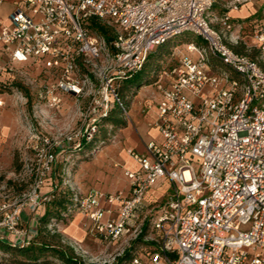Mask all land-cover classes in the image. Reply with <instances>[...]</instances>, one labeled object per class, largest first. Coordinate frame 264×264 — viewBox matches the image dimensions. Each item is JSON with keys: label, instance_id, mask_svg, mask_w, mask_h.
<instances>
[{"label": "built area", "instance_id": "built-area-1", "mask_svg": "<svg viewBox=\"0 0 264 264\" xmlns=\"http://www.w3.org/2000/svg\"><path fill=\"white\" fill-rule=\"evenodd\" d=\"M14 1L0 20V86L14 79L16 65H29L42 77L35 96L49 107L87 93L89 129L75 148L113 102L128 114L117 94L120 80L156 46L193 35L185 53L161 70L154 83L158 98L142 108L155 103L148 125L157 137L144 152L127 149L137 164L123 170L128 192L73 190L74 215L85 218L87 234L118 241L140 219L146 193L167 180V200L142 216L150 218L146 240L156 248H139L126 263L264 264V9L241 24L232 22V12L254 0ZM90 18L110 28L109 40L92 32ZM246 38L248 49H258L255 58L231 47ZM62 141L33 135L30 184L13 203H0V239L24 245L36 235L19 227L21 215L27 210L37 223L39 209L54 197Z\"/></svg>", "mask_w": 264, "mask_h": 264}, {"label": "rangeland", "instance_id": "rangeland-1", "mask_svg": "<svg viewBox=\"0 0 264 264\" xmlns=\"http://www.w3.org/2000/svg\"><path fill=\"white\" fill-rule=\"evenodd\" d=\"M252 6L253 9L257 7L255 2ZM6 8L7 6L0 5V15ZM192 38V33L186 32L175 38L170 46L176 48L175 52L180 51L185 48V43ZM162 56H157L156 59L151 61L153 64L158 61L157 59L161 60L163 62L159 63V69L161 70L173 62L169 52H164ZM150 70L151 67L147 71L150 76L149 84L145 83L141 89L134 92L131 96V106H129L130 109L128 107V114L126 117L123 115L126 126L130 124L131 128L137 125L138 120L143 119L142 115L145 112L142 111V108L147 100H153L152 93H154L155 88ZM41 80L42 77L37 67L16 65L14 79L6 87L0 86V94L4 98V105L0 108V203H13L29 187L31 180L29 164L33 158L30 146L34 134H44L53 140H63V151L58 154V161L54 168V175H52L57 184L62 183V187L77 191L78 186L82 184L90 186L91 182L98 184L105 181L107 176H109L107 180L110 179L109 189L123 186L125 180L121 170L124 166L134 167L135 163L126 156L118 158L126 150V146L122 144L118 135L121 128L116 127L114 130H110L107 141L99 144L91 153L75 151L77 148H75V145L80 135L89 129L88 120L84 118L88 95L85 93L79 98L64 96L58 108L49 107L35 96ZM140 97L143 99L141 102L139 101ZM139 108H141L140 111ZM146 128L147 125L142 128L139 127L140 140L145 141L147 138ZM76 134L78 136H75ZM67 137H71V139L67 140ZM113 154L118 157L110 160L106 164L108 166H102L101 163L104 158L107 159ZM81 164L84 165V168H82L80 174L78 171ZM87 174L91 177H87ZM171 187V183L166 180L165 183L159 186L158 184L153 186L152 190L146 193L145 201H143L142 208L139 211L141 216L138 227L135 231H132V234L116 243H107L95 240L93 237L90 238L85 234L84 228L80 230L81 236L75 234L69 236L66 229L77 215L64 222L48 223L45 228L37 220L39 231L34 240L39 242L46 239L57 243L69 255L79 256L84 264H112L140 232L141 223L145 220L142 213L163 204L169 197ZM48 204L49 202H46L38 213L41 214ZM2 216L3 213L0 211V219ZM78 225L81 228V225ZM19 227L24 228L21 222ZM141 253L140 250L139 254ZM49 259L52 260V258ZM54 261L56 264H63L59 260Z\"/></svg>", "mask_w": 264, "mask_h": 264}, {"label": "trees", "instance_id": "trees-1", "mask_svg": "<svg viewBox=\"0 0 264 264\" xmlns=\"http://www.w3.org/2000/svg\"><path fill=\"white\" fill-rule=\"evenodd\" d=\"M262 8L259 7L255 13L250 14V16L246 18L245 22H249L254 17L259 16L262 12ZM232 22L237 23V20L232 18ZM88 26L92 32L102 34L108 40L111 38L112 34L110 28L97 19L90 18L88 20ZM247 40L249 39H240L238 44L231 45V47L238 53H245L250 57L255 58L258 54V49L255 47H250V49H248ZM171 42L172 41L156 46L147 55L138 70L131 72L128 76L119 81L117 94L121 97L127 107L130 106L132 99L131 96L134 92L141 89L145 83L149 84L148 82L150 80V76L147 72L149 67H151L150 71L153 76L152 83L154 84L157 81L161 72V69H159V63L163 62L157 59L158 61L152 64L151 61L156 59L157 56L161 57L164 52H169V55H171ZM162 57L165 58L164 56ZM11 81H8V83ZM8 83L5 84V87ZM124 126H126V122L123 119V114L119 105L115 101L108 113L99 118L96 123L95 130L91 133V137L88 139L86 136H83L80 139L79 145L75 151L91 153L98 147L99 144L107 141V135L110 133V130H114L116 127L122 128ZM61 184V182L58 184L56 182L54 197L49 201V204L46 206L44 211L38 216V223H41L44 228L48 225V223L64 222L74 216V192L69 188L62 187ZM149 225L150 218L147 217L141 224L140 232L132 239L131 244L123 250L122 254L117 256L115 262L112 264H125L139 248H145L148 251H152L156 248L155 241L146 240V238L152 234L151 225L150 230L148 231ZM49 258H52V260ZM54 260H59L63 262V264H84L83 260H81L79 256L69 255L59 244L50 240L44 239L39 242L31 240L28 244L23 245L11 242L4 238L0 239V264H56Z\"/></svg>", "mask_w": 264, "mask_h": 264}, {"label": "crops", "instance_id": "crops-1", "mask_svg": "<svg viewBox=\"0 0 264 264\" xmlns=\"http://www.w3.org/2000/svg\"><path fill=\"white\" fill-rule=\"evenodd\" d=\"M254 2L256 3L257 7L253 9L252 8L253 7L252 4ZM14 4H15V1L14 0H5L2 4H0V5L7 6V8L1 13L0 20H4L5 18H7L8 14L13 10ZM259 7H261V8L263 7L262 10L264 9V0H254L253 2H249V3L245 4L239 11L232 12V17L237 20V23H241V24L242 23H245L246 18H248V16H250V14L255 13ZM177 53L178 54L176 56H173V57L171 56V58L173 59V62L171 64H173L176 61L178 55L185 53V50L184 49H182L180 51L177 50ZM152 95H153V100L155 101L158 98L159 93L155 90L154 93H152ZM142 100L143 99L140 97L139 98V101L141 102ZM129 109H130V107H129ZM140 109L141 108H139L138 110L140 111ZM155 110H156V105L154 103L152 109L151 110H148L147 112H145L142 115L143 116V119L141 121L138 120V123H137V125L134 128H131L130 124H128L127 126H124V127H122L120 129V131L118 132V135H119V137H120V139L122 141V144H124L126 146V150L121 153L120 157H118L115 154H113V155L109 156V158H107V159L104 158V161H102V163H101L102 166H105L106 164H108V162L110 160H113L114 158L116 159L117 157L120 159L122 156H126V158L128 157L130 161L134 162L130 158V156L127 154V149H133V150H135L137 152H140V153L141 152H144V150H145V143L147 141H149L150 139L157 137V134H156L155 130L148 125V123L155 116ZM144 125L145 126L147 125V128H146L147 129V132H148V136L146 138L147 141H146V139L144 141L142 139L140 140V138H139V127L142 128ZM106 166H108V165H106ZM136 167H137V164L136 163H135V166L134 167L124 166L123 169L121 170L122 175H123V170L124 169H126V168L135 169ZM82 168H84V165L83 164H81L80 169L78 171L80 174L82 173ZM88 174H89V172H88ZM88 174H87V177H91ZM108 178H109V176H107V178H106L105 181L99 182L98 184H95L94 182H91L92 184L90 186H85L84 184H82V185H80V186L77 187V190L82 195L85 194L88 191V189L91 188V187L99 188V189H101L102 191H105V192H114V191H118V190H121L124 193H127L128 192V185H127V182H126V178L124 176H123V178L125 180V184L123 186H121L120 188H116V189H109L110 179L107 180ZM89 179H92V178H89ZM165 181L166 180H159L158 182H156L155 185L158 184V186H159L160 184L165 183ZM47 189H49L48 186L46 187V190ZM151 190H152V188H151ZM145 198H146V195H145L143 201H145ZM106 205L109 206L108 203H106ZM112 207H115V206L112 205ZM76 215L77 216L74 217V219L71 222V224L69 225L68 229H66V231L69 234V236L71 234L72 235L75 234L77 236H81V231L80 230L84 228L83 224L85 222V218L82 217L79 214H76ZM139 220H140L139 218L136 219V220H133V222L130 223V225L128 227V230L121 236V238L119 240L125 238L129 234H132V231L133 230L135 231V229L138 227ZM21 223L23 224L24 227H31V228L36 229V232L37 233L34 236V238L37 236V234H38V226H37V223L34 224V222L31 221V218H30L29 213H28L27 210H25L22 213V215H21ZM78 224L81 225V228L79 227ZM83 230L85 231V234L88 237L92 238L91 236H89L87 234L85 228ZM34 238H32V240H34ZM94 239L95 240H100L98 238H94ZM118 241H114L113 243H116Z\"/></svg>", "mask_w": 264, "mask_h": 264}]
</instances>
